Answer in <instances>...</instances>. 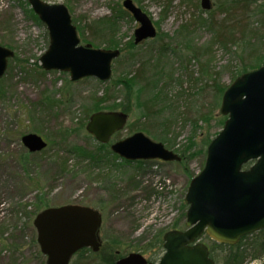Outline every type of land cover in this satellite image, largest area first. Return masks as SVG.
Segmentation results:
<instances>
[{"label":"rangeland","instance_id":"rangeland-1","mask_svg":"<svg viewBox=\"0 0 264 264\" xmlns=\"http://www.w3.org/2000/svg\"><path fill=\"white\" fill-rule=\"evenodd\" d=\"M43 1L65 5L80 44L95 48H106L105 39L92 36L83 28V22L113 16L112 9L121 8L124 14L118 20L117 37L122 49L127 40H133L138 26L122 7L123 0ZM132 1L151 19L157 31L155 38L138 44L141 51L135 57L137 61L127 60L122 51L112 62L109 80L85 77L72 81L67 72L41 67L39 57L48 47V30L39 18V22L31 18L28 0H0V45L14 52L0 78V264H45L46 256L40 252L33 226L35 215L42 210L36 209L38 194L46 207L77 204L99 210L100 237L106 244L114 241L115 249L110 252L116 259L130 252L147 258L148 252L143 251L160 230L173 229L176 223L179 229L185 228L184 195L190 179L203 166L202 153L185 159V163H138L123 162L107 149L110 143L134 132L141 131L153 139L162 137L163 130L167 131L164 143L172 149L185 146L193 132L196 146L191 151L201 149L206 137L209 140L220 130L216 124L222 116L221 99L216 105L215 79L216 83L229 85L251 49V59L256 57L260 65L264 64V0L247 7L235 4L234 8L231 0H210V10L202 9L200 0H172L165 11V0ZM220 27H231L237 41L244 36L247 42L224 46L217 43L215 34ZM162 45L165 56L159 84L164 89L160 99L148 92L139 97L141 102L159 107V116L148 121V132L143 131L147 119H140L137 100L128 98L122 85H117L101 106L112 103L117 106L114 110L125 112L128 119L110 137L107 148H99L100 143L85 129L86 106L92 102V93L102 96L117 77L134 73L139 59L148 58L149 52L154 57ZM152 57L150 63L154 64ZM48 97L55 101L49 103ZM207 114L209 121L199 119ZM30 132L40 135L47 146L23 156L27 150L20 138ZM74 145L98 155L97 161L68 151ZM21 158L24 160L20 162ZM253 235H246L242 243L250 242ZM200 242L207 240L202 236ZM163 251V247L158 251L159 257ZM244 264H264V255L248 257Z\"/></svg>","mask_w":264,"mask_h":264},{"label":"water","instance_id":"water-1","mask_svg":"<svg viewBox=\"0 0 264 264\" xmlns=\"http://www.w3.org/2000/svg\"><path fill=\"white\" fill-rule=\"evenodd\" d=\"M28 3L48 30L49 44L39 57L44 70L67 72L72 81L110 79L119 49L79 44L65 5L43 0ZM122 6L139 24L133 32L135 44L155 37L156 28L140 7L132 0H123ZM200 6L209 10L210 0H200ZM13 55L11 49L0 45V78ZM219 112L226 116L224 124L208 144L203 168L191 178L184 196L185 229L164 233V252L156 262L130 252L113 264H215L207 245L200 242L203 234L219 243L235 244L241 237L264 229V64L240 74L228 85ZM127 118L122 111H96L89 116L85 129L98 142L107 143ZM20 140L30 153L47 145L35 132L22 135ZM110 149L128 161L181 159L141 131L114 141ZM101 220L98 210L85 205L65 204L39 211L33 226L40 252L46 256L45 264H68L82 248L98 251Z\"/></svg>","mask_w":264,"mask_h":264},{"label":"trees","instance_id":"trees-1","mask_svg":"<svg viewBox=\"0 0 264 264\" xmlns=\"http://www.w3.org/2000/svg\"><path fill=\"white\" fill-rule=\"evenodd\" d=\"M159 1H163V0H159ZM172 0H165L164 1V5H163V11H165V9H167L168 4L171 2ZM256 0H231V4L234 8V5L236 4L235 7H243V6H249L252 3H256ZM27 4V2H25ZM232 9V8H231ZM230 9V11H231ZM29 15L31 16V18H33L36 22H39L38 17L33 13V11L28 8L27 9ZM112 11L114 12V15L112 16H105L102 18H98L96 20H93L92 22H83V28L86 29L87 31H89V33L94 36V37H100L102 38L105 42V47L109 48L113 46V49H115L116 47L120 50V55L122 53V51H124V58H126L127 60H133L137 61V59L135 58L137 55H140V51H141V47L138 44H135L133 42V40L130 38L129 40H127L124 44H123V49L121 47H119V43L120 41L118 40V34H117V29H118V20L119 18L122 16V14H124V11L119 8L117 10L112 9ZM259 13H263V10H259ZM228 12V11H227ZM212 25V23H211ZM161 35V34H158ZM164 35V34H163ZM165 36V35H164ZM236 34L234 32V30L230 27V28H219L218 32H216L215 34V39L217 40V43H220L224 46L225 44H237L238 41H240L241 43H245L247 41H245V37L243 36L241 38V40H236L235 38ZM155 38V37H154ZM153 39V38H152ZM83 42H85L86 40H82ZM84 44H88V43H84ZM99 44H96L94 46H99ZM191 48L193 49V47L191 46ZM253 51V49H251L246 58L247 60L244 58L243 62H241L240 66L235 70L234 75L232 76V81L239 76L240 74L247 72L249 70L255 69L257 67L260 66L261 61H259L260 59L256 58L255 59H251L252 58V54L251 52ZM151 53L149 52V56L148 58H145L143 60L139 59V65L138 67L135 69L134 73H126L123 76H119L117 77L114 81H113V85H110L108 87H106V90L104 92V94H102V96H95V93H92V97L91 100L92 102H90L87 106H86V113H85V117L88 119L89 115L93 112L96 111H100V110H114L116 109V105L114 104H107L105 106H101L102 103L106 102L110 97H111V89L112 91H115L114 89L117 87V85H122V87L124 88V90L126 91V96L128 98L133 97L135 99V101L137 100V106L140 108L141 113H140V119H147L145 120L146 122L144 123V127L146 128H140L143 131H149L147 130L149 128V120L151 119H155L154 117H157L159 115H157L156 113L159 112V107L155 106V104H151V105H147L146 102H141L140 100V96L141 94L144 93H150L152 94V96L154 97V99H160V95L162 94V91L164 89V85H160L159 83H161L160 81L162 80V70L161 68V63H162V58L165 56V47L164 45L160 46V48H158L157 53L155 54L154 57H152L150 55ZM119 55V56H120ZM119 56L116 58L118 59ZM122 56V57H123ZM192 57H196L195 54L191 55ZM152 57V60L155 59V63L151 64L150 63V59ZM154 58V59H153ZM260 58V57H259ZM115 59V60H116ZM206 67V66H205ZM203 74H206V69L203 68V70H201ZM44 71H41V73ZM39 73V72H37ZM214 80V79H213ZM112 81V79H111ZM110 81V82H111ZM217 79H215V83L213 85L214 90L217 92V94H215L217 96L216 99V105L218 104V101L221 99V96L224 92V90L227 88L228 85H222L220 83H216ZM107 99V100H106ZM55 100H53L51 97H48V102H53ZM142 103H146V104H142ZM156 110V111H155ZM156 115H154V114ZM205 115V114H204ZM204 115H202L199 119H204L205 121H209V116L207 114V116L204 117ZM151 117V118H150ZM225 120V116H220L217 120V124L219 129L222 127L223 123ZM197 125H194V129H196ZM145 131V132H146ZM218 131H216L213 135V137L217 134ZM161 135H163L162 137H157V136H153L154 140H157L161 143L164 144V146L170 150H173L175 153H178L181 157V160L179 161L180 163L184 162L185 163V159L188 158H194L196 155L202 153V163L204 162V157H205V153H206V147L209 144L210 140L213 138H210L208 140V138L206 137L204 146H202L201 149L198 150H193L191 151V148L193 146H196V141L194 140V132L192 133V135L187 139L188 143L179 148L178 150L172 149L171 145H167L165 142V138L164 135H167V131L163 130V132H160ZM99 148L101 149H106L107 146L105 144L100 143L98 145ZM108 152H110L109 148L107 149ZM68 151L75 153L78 156H88L90 159L93 160V162L97 161L98 155L94 154L93 152L87 151L86 149H84L81 146H72ZM31 153H29L28 151H23V156H27ZM115 157H118L115 154ZM24 160L21 158L20 162ZM123 162H129V161H125L122 160ZM138 163H143V161H137ZM250 164V162L248 164L245 165V167H247ZM203 165V164H202ZM37 199L35 200L36 205V209H43L46 208V204H44L43 202V197H41L39 194L36 197ZM25 206L23 205L22 208H24ZM185 216V213H184ZM173 229H179L177 227V223L175 225H173ZM166 232V231H165ZM163 230H160L155 237L152 239V241L149 243L148 247L146 246L145 250L143 251V253L148 252V257L147 260L154 262V260L159 258V253L158 251L161 250L162 251V247H163V234L165 233ZM254 234V239H252L250 242L243 244V240L245 238H247V236H243L239 242H237L236 244H224V243H219L216 242L214 240H211L208 236L203 235V238H205L207 240V246L209 249V256L210 258L215 262V264H244V262L246 261V259L249 257L250 259L252 258H257L259 256H263L264 255V229L258 230L256 233H252ZM106 248H109V252L106 251ZM115 249V243L114 241H108L107 244L103 242L102 240V245L99 249L98 252H93L90 248H82L80 250H78L72 257L71 261L69 264H113L114 261L116 260V258H113V254L112 252H110V250ZM115 256V255H114ZM99 257H102L101 261H99Z\"/></svg>","mask_w":264,"mask_h":264}]
</instances>
